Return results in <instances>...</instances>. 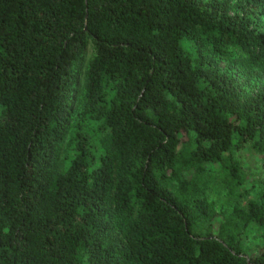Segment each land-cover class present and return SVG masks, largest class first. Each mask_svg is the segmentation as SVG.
Masks as SVG:
<instances>
[{
	"label": "trees",
	"instance_id": "16d2710c",
	"mask_svg": "<svg viewBox=\"0 0 264 264\" xmlns=\"http://www.w3.org/2000/svg\"><path fill=\"white\" fill-rule=\"evenodd\" d=\"M0 264H264V0H0Z\"/></svg>",
	"mask_w": 264,
	"mask_h": 264
},
{
	"label": "rangeland",
	"instance_id": "374dc122",
	"mask_svg": "<svg viewBox=\"0 0 264 264\" xmlns=\"http://www.w3.org/2000/svg\"><path fill=\"white\" fill-rule=\"evenodd\" d=\"M209 199L215 204L218 211L231 210L234 207H244L250 198L236 200L227 195L226 189L219 183L211 184L209 193Z\"/></svg>",
	"mask_w": 264,
	"mask_h": 264
}]
</instances>
